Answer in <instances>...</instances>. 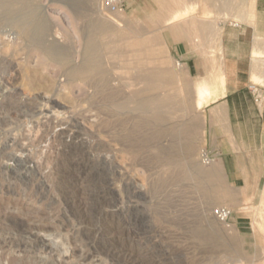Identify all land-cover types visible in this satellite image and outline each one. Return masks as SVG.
Returning <instances> with one entry per match:
<instances>
[{
  "label": "rangeland",
  "instance_id": "1",
  "mask_svg": "<svg viewBox=\"0 0 264 264\" xmlns=\"http://www.w3.org/2000/svg\"><path fill=\"white\" fill-rule=\"evenodd\" d=\"M91 1L0 0V133L17 127L19 111L32 117L50 98L64 107L49 120L40 116L45 132L36 143L26 142L29 158L0 168V264H264V194L258 207H227V225L214 216L238 193L214 161L203 162L198 82L166 45L171 17L151 6L156 0H135L138 8L131 12L124 5L115 17L123 23L120 35L101 34L93 25L110 20L101 0ZM189 2V16L176 24L211 26L194 40L213 56L219 22H246V0ZM234 10L238 14L229 15ZM30 12H37L46 31L35 25L22 30L18 20ZM87 44L96 49L101 74L75 73L91 56ZM258 76L252 83L264 84ZM20 97L36 101L22 108ZM148 98L162 122L145 125L151 115L133 111V100ZM120 102L132 106L121 109ZM60 130L78 144L67 148L52 139ZM22 134L26 141L27 132Z\"/></svg>",
  "mask_w": 264,
  "mask_h": 264
},
{
  "label": "crops",
  "instance_id": "2",
  "mask_svg": "<svg viewBox=\"0 0 264 264\" xmlns=\"http://www.w3.org/2000/svg\"><path fill=\"white\" fill-rule=\"evenodd\" d=\"M156 1L151 6L163 8L167 17L180 10L182 13L189 5V0ZM123 2L131 12L139 7L135 0ZM246 3L245 23L219 22L222 34L215 56L194 40L195 33L202 37L203 30L212 32L211 26L202 30L175 23L164 29L171 54L198 83H207L212 91V97L199 110L204 120L201 147L213 159L230 191L238 193L236 199L223 202L231 208L258 207L264 194V105L257 107L249 90L258 75L264 77L260 68L264 66V0ZM218 14L221 11H214ZM237 14L236 10L229 12L231 16Z\"/></svg>",
  "mask_w": 264,
  "mask_h": 264
},
{
  "label": "bare ground",
  "instance_id": "3",
  "mask_svg": "<svg viewBox=\"0 0 264 264\" xmlns=\"http://www.w3.org/2000/svg\"><path fill=\"white\" fill-rule=\"evenodd\" d=\"M91 1V0H90ZM168 2V1H167ZM184 2V1H183ZM187 2V1H185ZM184 2V3H185ZM87 4H89L87 1H86ZM84 3V4H86ZM92 3V1H91ZM90 3V4H91ZM191 3V2H189ZM218 3V2H217ZM93 4V3H92ZM99 4V3H98ZM188 4V3H187ZM194 4V2L192 3ZM199 4V2H198ZM197 4V5H198ZM100 5H101V2H100ZM185 5V4H184ZM182 5V6H184ZM196 5V6H197ZM225 5V4H224ZM89 6V5H87ZM194 6V5H193ZM195 7V6H194ZM193 7V8H194ZM188 9H185L182 13H181V10L178 12H176L168 21H167V25L168 24H175L177 21L181 20L182 19H179L181 16L183 15H187L189 13V8H190V5H188L187 7ZM205 9V7H204ZM100 10V9H99ZM98 10V11H99ZM93 11V10H92ZM90 12V11H89ZM194 12V11H193ZM91 13V12H90ZM89 13V14H90ZM101 15V11L97 12ZM184 13V14H183ZM23 14V13H22ZM93 14V12H92ZM118 13L116 14H113L112 16L108 17L109 20H110V24L109 23H105V22H97L95 23L92 27L94 30L93 31H96V32H99L101 34H117V35H120L118 34L119 32V27L121 28L122 27V24H120V22H118V20H116V16H117ZM183 14V15H182ZM191 14V13H190ZM247 14V13H246ZM250 14V13H249ZM248 15V14H247ZM120 16V15H118ZM189 16V15H188ZM248 16H251L248 15ZM19 17V16H18ZM16 17V18H18ZM100 17V16H99ZM112 17V18H111ZM20 18V17H19ZM39 16L37 14V12H30V13H25V17H21L18 21V25L22 28V30L27 33L26 31H28L30 29L31 26L33 27H36L35 29L40 32V33H43L44 31H46V26L44 25V22L40 21L39 19ZM121 18V17H120ZM226 18V17H225ZM93 19V18H92ZM101 19V18H100ZM189 19V17H188ZM255 19V18H254ZM187 20V19H186ZM185 20V21H186ZM249 20V19H248ZM96 21V20H95ZM99 21V20H98ZM180 21V22H181ZM184 21V20H183ZM212 22V21H211ZM179 23V22H177ZM118 26V27H117ZM129 26V25H128ZM223 28V27H222ZM189 30V29H188ZM199 31V30H198ZM193 32V31H192ZM219 32H222V29H220ZM218 32V33H219ZM198 34V33H197ZM222 34V33H221ZM116 35V36H117ZM110 36V35H108ZM32 37V36H31ZM30 37V38H31ZM40 37V36H39ZM121 37V36H120ZM132 38V37H131ZM151 39V38H150ZM221 40V39H220ZM89 41V40H87ZM153 41V40H151ZM88 43V42H87ZM148 46V45H147ZM46 47V46H45ZM38 48V47H37ZM86 51H90L91 52V56L90 58L87 60L75 71V73L77 74H80L82 72H87L89 69L92 70V71H98L99 74L102 73V63L96 58V49L94 47L93 44H87L86 46ZM42 52V51H41ZM52 53V51H50ZM55 53V51H53V54ZM57 54V53H56ZM55 54V55H56ZM44 55V54H43ZM58 55V54H57ZM49 57V56H48ZM54 57V56H53ZM47 58V57H45ZM11 59V58H10ZM4 60V59H3ZM9 60V59H8ZM12 60V59H11ZM13 61V60H12ZM54 61V60H53ZM257 61V58L256 60ZM5 62V61H4ZM2 63V62H0ZM10 63V62H8ZM3 64V63H2ZM14 65V64H13ZM3 66V65H2ZM10 66V65H9ZM1 67V66H0ZM8 67V66H7ZM12 67V66H11ZM10 68V67H9ZM14 69V68H13ZM11 70V69H10ZM13 71V70H12ZM16 70H14L13 72H15ZM19 72V71H17ZM150 72V71H149ZM158 72H161V71H158ZM221 72V71H220ZM162 73V72H161ZM143 74V73H142ZM169 74V73H168ZM17 75V74H16ZM163 75V74H162ZM165 75V74H164ZM255 75V74H254ZM257 75V74H256ZM4 76V75H3ZM145 76V75H144ZM156 76V75H155ZM169 76V75H168ZM166 76V77H168ZM161 77V76H160ZM4 78V77H3ZM9 78V77H8ZM150 78V77H149ZM152 78V77H151ZM155 78V77H154ZM153 78V79H154ZM165 78V77H164ZM202 78V77H201ZM2 79V78H1ZM158 79V78H156ZM258 79V76L255 78V80ZM6 81V80H5ZM9 81V79H8ZM110 81V80H109ZM135 80H133L134 82ZM139 81V79H138ZM150 81L153 82V80L151 79ZM158 81V80H157ZM196 81V80H195ZM108 82V81H107ZM136 82V81H135ZM141 82V81H140ZM257 82V81H256ZM138 83V82H137ZM154 83V82H153ZM161 83V82H160ZM164 83V82H163ZM162 83V84H163ZM176 83V82H175ZM108 84H110L108 82ZM133 84V83H132ZM144 84V83H143ZM150 84V83H149ZM167 84V83H166ZM10 85V84H9ZM1 86H2V83H0V89H1ZM8 86V85H7ZM12 86V84L10 85ZM113 86V85H112ZM116 86V85H115ZM120 86V85H119ZM132 86V85H131ZM145 86V85H144ZM165 86V85H164ZM9 87V86H8ZM17 87V86H16ZM105 87V86H104ZM128 87V86H127ZM163 87V85L161 86ZM15 88V87H14ZM21 88V87H20ZM108 88V87H107ZM139 88V87H138ZM194 89V87H193ZM17 90V89H16ZM113 90V89H112ZM111 90V91H112ZM126 90V88H125ZM145 90V89H143ZM9 91V90H8ZM110 91V90H109ZM170 91V90H169ZM16 92V91H15ZM19 92V91H18ZM22 92V91H21ZM141 92V91H140ZM195 104H196V108L198 110H202V108L206 105L207 101L212 97V91L209 87V85L205 82H200V83H197L196 84V87H195ZM14 93V92H13ZM111 93V92H110ZM3 94V93H2ZM109 94V93H107ZM113 94V93H112ZM6 95V94H5ZM111 95V94H109ZM121 95V94H120ZM4 96V95H3ZM8 96V95H7ZM22 97V96H21ZM20 97V100L18 101L21 105L22 108H28V106L36 101V99H29V98H21ZM28 97V96H27ZM135 97V96H134ZM13 98V97H12ZM3 99V98H2ZM19 99V98H18ZM109 99V98H108ZM220 99V98H219ZM10 100V99H9ZM15 100H16V97H15ZM40 100V99H39ZM58 99H55V98H50L49 101H48V105L45 109H41L39 110V108H35L34 112L32 111L33 113V116L30 117L28 115V110L26 111V109L22 110V111H19L18 114H17V118H18V125L17 127L15 126L14 128H7V129H4L3 133H0V136L3 135L4 137V140L2 141V143L0 144V155L2 156L3 159H6L5 162H2L0 163V168H8L10 166V163H16L17 162H23L25 161V159L29 158L30 157V149L28 150V146H27V143H36L37 141L41 140L39 139V136H40V133H44L43 132V129L46 127V124L45 122L41 121L40 116H43V118H46V119H50L53 115L55 116V113L57 112L56 110L60 107L64 108L58 101ZM7 101V100H6ZM8 102V101H7ZM40 102V101H38ZM130 102V101H129ZM127 103V102H120L118 104V107L121 108V109H124L125 107H128L127 109H129V106L130 103ZM9 103V102H8ZM46 103V102H45ZM132 105H133V111H137V113H142L143 115L144 114H150L151 117H148V120H143L146 124H149L148 122H155L157 121L158 123L164 119L163 117H161L160 115L156 114L153 112L152 108H151V105L153 103V100L148 98V99H145L142 101H135L133 100V102H131ZM5 104V103H4ZM157 104V103H156ZM17 105V104H16ZM45 105V104H44ZM130 105V107L132 106ZM1 107V106H0ZM157 107V105H156ZM132 110V109H131ZM61 111V109L59 110ZM63 111V110H62ZM128 111V110H127ZM67 112V111H66ZM132 112V111H131ZM156 112V111H155ZM136 113V114H137ZM58 115V114H57ZM134 116V115H133ZM136 116V115H135ZM134 116V117H135ZM5 117V116H4ZM30 117L31 120L27 121V119H30L28 118ZM65 117V116H64ZM63 117V119H64ZM138 117V116H137ZM36 118V119H34ZM34 119V120H33ZM67 119V118H66ZM137 119V118H136ZM141 119V118H140ZM139 119V121H140ZM59 120V119H58ZM142 120V119H141ZM46 121V120H44ZM67 121V120H66ZM72 121V119H71ZM49 122H52V121H49ZM55 122V121H54ZM137 122V121H136ZM142 122V121H141ZM139 123V125H141L142 123ZM143 122V123H144ZM47 123V122H46ZM58 123V122H57ZM68 124V123H67ZM135 124V122L133 123ZM51 125V123H50ZM74 125V124H73ZM150 125V124H149ZM138 126V125H137ZM144 126V124H143ZM51 128V127H50ZM61 128V127H60ZM64 128V127H63ZM72 128V127H71ZM136 128V127H135ZM134 128V129H135ZM138 129V128H136ZM57 130V129H56ZM51 131V130H50ZM75 131V130H74ZM27 132V136H26V141L23 139L24 135L22 133H25ZM49 132V131H48ZM53 136H52V139H60L64 144H65V147H71L72 145L76 146L78 144L77 141H75V138H74V135L72 136L71 134L69 135L68 132L66 130H60L59 132H55V133H52ZM49 137V136H48ZM80 138V137H79ZM48 139V138H47ZM81 140V139H80ZM28 141V142H27ZM27 142V143H26ZM92 142V141H91ZM81 146H85L84 143H80ZM34 145V144H33ZM87 145V144H86ZM94 146V145H93ZM82 147V148H83ZM52 148V147H51ZM80 148V147H79ZM32 149V148H31ZM44 149V148H43ZM72 149V148H71ZM91 149V148H90ZM74 150V149H73ZM66 152V151H65ZM91 152V151H89ZM51 154V153H49ZM48 154V156H49ZM58 154V153H57ZM53 155V153L51 154ZM50 155V156H51ZM54 156V155H53ZM42 158V157H41ZM49 158V157H48ZM74 158V157H73ZM77 159V158H76ZM39 160V159H38ZM4 161V160H3ZM106 161V160H105ZM37 162V161H36ZM23 164V163H22ZM91 166V165H90ZM215 167V166H213ZM211 167L207 170V174L211 175V177L214 175V168ZM18 168V167H17ZM16 168V169H17ZM40 170V169H39ZM85 170V169H84ZM21 171V170H20ZM1 172V171H0ZM19 172V171H18ZM86 172V171H85ZM199 173V172H198ZM201 173V172H200ZM117 174H120V173H117ZM205 174V173H204ZM203 174V175H204ZM38 175V174H37ZM7 176V175H6ZM14 176V175H13ZM80 176V175H79ZM198 177V175L196 176V178ZM201 177V176H200ZM199 177V178H200ZM205 177V176H204ZM84 180V179H83ZM115 181V180H114ZM8 183V182H7ZM111 184V183H110ZM39 185H45V182H40ZM84 185V184H83ZM10 186V185H9ZM113 187V186H112ZM111 188V187H110ZM114 188V187H113ZM115 189V188H114ZM255 212V211H254ZM261 213V212H260ZM253 225V224H252ZM111 248V247H110ZM118 251V250H117ZM111 252V251H110ZM112 252H115L114 250ZM129 252V251H128ZM122 253H125V252H122ZM123 255V254H122ZM128 255V253H127ZM113 256V255H112ZM111 256V257H112ZM121 256V255H120ZM125 256V255H124ZM119 258V256H117ZM128 257V256H127ZM126 257V258H127ZM257 257V256H256ZM121 258V257H120ZM124 258V257H123ZM112 259V258H111ZM262 259V258H261ZM125 261V260H124ZM256 261V260H255ZM261 261V260H260ZM127 262V260H126ZM131 262V261H130ZM129 262V264H130ZM253 263H255L253 261ZM258 263V261L256 262ZM10 264H16V262L14 260H11V263ZM239 264V263H238Z\"/></svg>",
  "mask_w": 264,
  "mask_h": 264
},
{
  "label": "built area",
  "instance_id": "4",
  "mask_svg": "<svg viewBox=\"0 0 264 264\" xmlns=\"http://www.w3.org/2000/svg\"><path fill=\"white\" fill-rule=\"evenodd\" d=\"M123 7H124L123 0H101V5H100L101 11L103 14H105L108 17L118 13L120 10H122ZM249 90L252 94V97L257 107L259 108L263 107L264 84L252 83ZM202 158H203V162L206 165H210L213 162V159L208 155V153L205 150L202 151ZM214 216L219 222L227 225L230 222L232 211L227 207H220L214 211Z\"/></svg>",
  "mask_w": 264,
  "mask_h": 264
}]
</instances>
